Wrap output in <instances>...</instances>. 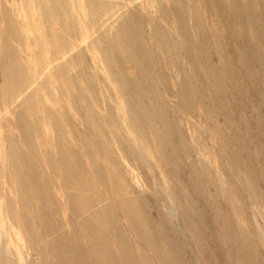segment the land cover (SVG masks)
I'll use <instances>...</instances> for the list:
<instances>
[{"label": "rangeland", "instance_id": "obj_1", "mask_svg": "<svg viewBox=\"0 0 264 264\" xmlns=\"http://www.w3.org/2000/svg\"><path fill=\"white\" fill-rule=\"evenodd\" d=\"M53 1L0 0V264H264V0Z\"/></svg>", "mask_w": 264, "mask_h": 264}, {"label": "bare ground", "instance_id": "obj_2", "mask_svg": "<svg viewBox=\"0 0 264 264\" xmlns=\"http://www.w3.org/2000/svg\"><path fill=\"white\" fill-rule=\"evenodd\" d=\"M53 1V0H52ZM62 1V0H61ZM54 2V1H53ZM53 4V3H52ZM42 7V5H39L38 7ZM43 8V7H42ZM63 8V7H62ZM63 10V9H62ZM38 12V11H37ZM50 14V13H49ZM40 15V14H39ZM65 16V15H64ZM66 17V16H65ZM42 18V17H41ZM48 20V19H47ZM57 20H59V19H57ZM66 22V21H65ZM9 26V25H8ZM6 28V27H5ZM15 30H16V28L15 27H13ZM12 29V28H11ZM10 29V30H11ZM8 31V30H7ZM11 32V31H10ZM14 33H16V31L14 32ZM10 34V33H9ZM18 34V33H17ZM46 34V33H45ZM13 34H11V36H12ZM15 35V34H14ZM17 36V35H16ZM15 36V37H16ZM13 39V38H12ZM11 54H13V53H11ZM10 56H12V55H10ZM19 65V64H18ZM17 65V66H18ZM20 66H21V64H20ZM20 66H18V69L20 68ZM12 67V66H11ZM19 71V70H18ZM21 71V70H20ZM18 73H20V72H18ZM19 77H20V75H18ZM21 77H22V75H21ZM23 80V79H22ZM25 82V81H24ZM23 83V82H22ZM21 85V84H20ZM21 87H23L22 85H21ZM58 248V247H57ZM61 253V252H60Z\"/></svg>", "mask_w": 264, "mask_h": 264}]
</instances>
